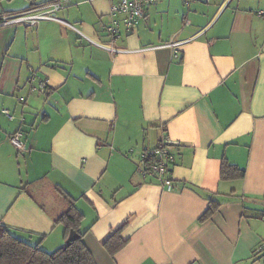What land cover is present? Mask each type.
<instances>
[{"label":"crops","instance_id":"1","mask_svg":"<svg viewBox=\"0 0 264 264\" xmlns=\"http://www.w3.org/2000/svg\"><path fill=\"white\" fill-rule=\"evenodd\" d=\"M28 6L0 0V14ZM258 11L264 0H156L114 39L103 28L108 0H71L56 16L74 28L0 26V225L55 250L64 241L54 223L65 209L59 188L84 215L82 240L95 264H264L252 253L264 239ZM169 42L180 43L176 56L162 46ZM29 67L47 82L41 97L29 90ZM18 129L22 154L9 141ZM164 138L176 142L174 190L136 171ZM222 158L244 167V177L221 180ZM217 194L224 200L199 222ZM124 222L127 244L109 255L102 242Z\"/></svg>","mask_w":264,"mask_h":264},{"label":"trees","instance_id":"2","mask_svg":"<svg viewBox=\"0 0 264 264\" xmlns=\"http://www.w3.org/2000/svg\"><path fill=\"white\" fill-rule=\"evenodd\" d=\"M45 1H48V0H41V1L40 0L39 1L29 0L28 8H24L23 10H19V11L30 10L38 5H41ZM155 2L149 5H152ZM184 3L188 4L186 0H184ZM149 5L144 7V11ZM62 9L58 10L55 13V15H57L58 12L61 11ZM19 11H16V12H19ZM2 14H5V13H2ZM114 19H117V17L116 15L112 14L111 20H114ZM42 21H54V20H42ZM54 22H58V21H54ZM33 26H29V27H33ZM117 31L119 34L118 38L122 37L126 33L131 32V30L126 29V27L124 26L122 22H119V25L117 26ZM31 93H34V92H31ZM43 95H45V93ZM22 137H23V132H22ZM158 145L159 143L157 144V146ZM24 151H25V143H24V150L21 152L19 151L17 152L22 154ZM143 154H141L139 163L136 167V171L141 177L148 178L150 180L155 181V179L152 176H147V175H143L140 173V169L142 167L141 159H142ZM244 173H245L244 167L235 165L229 162L226 158H222L221 164H220V172H219V177L221 180L241 179L242 177H244ZM28 193L31 195L30 192ZM57 194L65 203V209L59 215H57L56 218H54V223L61 224L64 228V233H63L64 241L62 245L53 251H46L42 249L39 246V244H31L27 241H24L14 236L7 227L0 225V264H95V260L92 256V253L90 252V250L88 249V247L85 245V243L82 240V237L84 233L86 232V229H81V222L84 218L83 213L77 209V207L74 204V199L70 195H68L66 192L57 188ZM217 196H218L217 198L213 197V195L207 197L208 206L206 210L199 216L198 218L199 222H204L205 220L210 218L214 214V212H216V210L218 209V207L224 200V197L222 195L217 194ZM228 196H231V195H228ZM245 197L246 195L237 196V198H239L241 201H243ZM125 225H126V222L112 229L110 233L108 234V236L103 240L102 246L109 255H114L127 244L128 240L123 239L121 236V233ZM70 230H74L78 234V237L70 242H66V239L69 235ZM263 242H264V239H261L257 243V245L252 251L253 255H261V256L263 255L264 256Z\"/></svg>","mask_w":264,"mask_h":264},{"label":"built area","instance_id":"3","mask_svg":"<svg viewBox=\"0 0 264 264\" xmlns=\"http://www.w3.org/2000/svg\"><path fill=\"white\" fill-rule=\"evenodd\" d=\"M70 0H48L30 10L19 11L10 14L0 15V26L23 24L26 26H33L42 20H54L62 22L68 27L74 28L72 25L60 20L55 13L66 7ZM110 3V12L116 15L117 19L111 20L108 24L103 25L104 31L112 38H118L119 34L117 26L119 22H122L127 30H132L134 25L144 16V7L155 2L156 0H108ZM191 0H186L190 2ZM262 13V12H258ZM82 37L87 39L85 35ZM94 43V42H93ZM101 47L116 51L117 49L112 46H106L95 43ZM179 42H169L162 44V46H168L174 48V56H176V47ZM154 48V47H151ZM28 87L31 92H38L44 94L47 91L46 80L39 75V73L33 68H28ZM4 115L8 119H14V116L8 111V109H2ZM9 141L12 146L19 152L24 150V141L22 133L17 130L9 137ZM175 146L176 142L163 139L159 145L151 151H146L142 156V167L140 173L147 176H152L155 181L162 184L165 188L174 190L178 187V183L175 182L170 176V166L175 162ZM181 185V184H180ZM264 244V242H263Z\"/></svg>","mask_w":264,"mask_h":264},{"label":"water","instance_id":"4","mask_svg":"<svg viewBox=\"0 0 264 264\" xmlns=\"http://www.w3.org/2000/svg\"><path fill=\"white\" fill-rule=\"evenodd\" d=\"M78 237V234L74 230H70L69 235L66 239V242H70Z\"/></svg>","mask_w":264,"mask_h":264},{"label":"rangeland","instance_id":"5","mask_svg":"<svg viewBox=\"0 0 264 264\" xmlns=\"http://www.w3.org/2000/svg\"><path fill=\"white\" fill-rule=\"evenodd\" d=\"M36 97H41L40 95H43L42 93H38V92H34L33 93ZM11 112V111H10ZM12 113V112H11ZM12 115L13 116H15L13 113H12ZM15 150V149H14ZM16 151V150H15ZM20 159H21V161H23V156L22 155H20Z\"/></svg>","mask_w":264,"mask_h":264},{"label":"bare ground","instance_id":"6","mask_svg":"<svg viewBox=\"0 0 264 264\" xmlns=\"http://www.w3.org/2000/svg\"><path fill=\"white\" fill-rule=\"evenodd\" d=\"M70 2V1H69ZM258 12H262V13H258L259 15H261V14H263L264 13V11H258ZM60 19V18H59ZM61 20V19H60ZM94 43H97V42H94ZM98 44H101V43H98ZM102 45H105V44H102ZM107 46V45H106ZM32 68V67H31ZM35 70V69H34ZM47 91H48V85H47ZM46 91V92H47ZM45 92V93H46ZM9 111V110H8ZM10 112V111H9ZM11 113V112H10ZM12 114V113H11ZM15 117V116H14ZM8 118V117H7ZM165 139V138H164ZM162 141V140H161Z\"/></svg>","mask_w":264,"mask_h":264}]
</instances>
